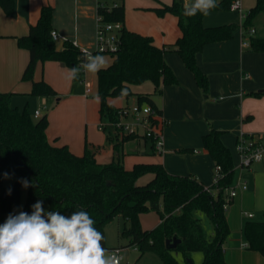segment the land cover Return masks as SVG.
<instances>
[{
    "label": "trees",
    "instance_id": "trees-1",
    "mask_svg": "<svg viewBox=\"0 0 264 264\" xmlns=\"http://www.w3.org/2000/svg\"><path fill=\"white\" fill-rule=\"evenodd\" d=\"M229 3L230 0H221L212 11L228 10ZM0 7L6 15H10L14 1L0 0ZM183 7V0H172L169 5L161 4L153 9L158 16L170 14L177 20L180 36L165 49L155 46L151 37L122 27L118 50L110 55L113 58L111 63L97 73L96 94L101 119H114L117 108L108 104L107 99L127 95L132 86L150 81L160 92L162 86L177 83L163 61L167 50L180 57L202 93H207L208 80L196 65L195 56L207 44L231 39L237 25L204 27L203 15L185 16ZM260 12H264V0H256L247 11L241 24L242 30L250 27L252 17ZM52 15V7H41L36 23L29 27L27 35L17 39L18 47L28 52L21 80L31 83L29 95L33 97L56 96L43 80H33L38 62H60L70 69L80 61V50L72 42L65 40L60 49L55 47L50 36ZM96 15L102 18L103 23L120 22L123 26L124 6L117 4L108 9L98 3ZM249 50L264 52V39L250 36ZM80 79L81 74L75 81ZM262 94L264 92L253 95L259 97ZM13 95L0 92V179L7 172H12L20 178L12 187L25 191L23 207L12 204V212L27 209L31 213V206L38 200L43 201L47 211H60L64 215L84 209L103 234L105 225L119 217L124 221L120 237L127 240L125 247L133 246L140 256L153 252L162 264H181L172 255V252H178L185 264H227L223 257V244L229 234V226L225 215L227 207L224 206H228L231 200L225 201V190L232 182L234 166L219 131L210 128L201 138L203 149L222 173L216 185L204 187L192 177L167 173L160 164L139 163L127 170L119 159L107 164L97 163L87 147L80 157L67 149L52 147L45 135L46 116L34 119L27 105L21 109L11 106ZM135 103L157 109L148 94H137ZM131 138L123 136L113 148L117 150L120 143ZM147 175L151 179L139 185L138 181ZM25 180L30 185L27 188L23 187ZM150 212L157 213L160 222L151 230H143L140 216ZM196 213L205 215L211 222L214 231L212 239L208 238ZM242 235L246 248L264 257V212L260 221L244 223ZM174 239L179 243L175 248L168 249L165 241ZM195 252L203 255L200 263L191 259V254Z\"/></svg>",
    "mask_w": 264,
    "mask_h": 264
},
{
    "label": "crops",
    "instance_id": "crops-1",
    "mask_svg": "<svg viewBox=\"0 0 264 264\" xmlns=\"http://www.w3.org/2000/svg\"><path fill=\"white\" fill-rule=\"evenodd\" d=\"M13 1L14 7L10 15H6L0 7V92L13 93L10 104L20 109L17 99L19 96L31 97L29 95L31 83L21 80L22 72L28 62V52L18 47L17 39L27 35L29 27L38 20L41 7L50 6L53 8L52 31L57 35V38L53 40L55 47L60 49L62 43L68 40L76 47L85 49L88 43L84 37L83 32L86 30L84 27L93 20L94 16L97 19L96 9L99 0H94L95 7L92 0ZM254 1L256 2L252 0L248 4V0H241L242 7L246 5L248 8L246 13L254 6ZM171 2L172 0H148V6L139 9H150L154 12L153 9L161 4L169 5ZM214 11H211L208 16H203L204 27L228 24L239 27L235 22L222 18L220 11ZM126 13L127 10L124 8L125 18ZM213 13H218L220 16H212ZM148 16L150 26L142 30L130 28L126 19L123 21V27L127 31L151 37L158 48L165 49L174 44L180 36L176 18L170 14L158 16L155 12L149 13ZM252 28L255 31L252 37L264 39V37H257L256 29L253 26ZM235 31L231 39L207 44L195 56L196 65L208 80L206 94L202 93L193 74L172 50L164 52L163 61L176 77L177 83L162 86L158 92L150 81H146L151 84V91L139 94L149 95L165 121L164 152L161 155H154L150 141L142 138L123 141L115 150L113 146L120 140H115L110 129L104 132L97 129V125L103 121L99 115V108L94 114L91 107H88L90 96H85L82 80L71 82L66 80V70L69 68L60 62H38L33 80L36 82L43 80L56 93L54 97H38L40 104L34 110L40 109L41 117L46 116L45 135L48 143L52 147L67 149L77 157L82 156L87 147L93 153L97 163L107 164L119 159L127 170L139 163L160 164L171 175L192 177L204 187H210L215 166L201 142L202 136L207 134L210 128L221 133L220 139L228 150L230 138L236 143L240 132L264 134V111H262L264 110V94L259 97L253 95L260 93V90L264 91V52L250 51L249 43L243 46L245 33L242 30L241 35L237 36ZM57 41H61L59 46L56 45ZM87 74H85V80L90 85L92 95L96 93L97 87L92 76L94 75L96 79L97 74L89 73V80ZM133 87L135 86L131 88ZM131 88L128 89L127 95L133 93ZM127 95L116 99H122L125 96L126 101ZM109 99L111 98L107 99V103L114 108L125 105L111 104L108 102ZM257 164H264V162ZM150 179V175L144 176L138 184H145ZM16 190L12 184H0V223H3L12 212L11 205L15 203L18 205L16 200H19V196ZM148 216L153 219V223L146 226L145 218ZM159 222V216L155 212L140 216L143 230H151ZM224 246L225 242L223 257L229 264L228 252ZM244 249L250 251L245 247Z\"/></svg>",
    "mask_w": 264,
    "mask_h": 264
},
{
    "label": "rangeland",
    "instance_id": "rangeland-1",
    "mask_svg": "<svg viewBox=\"0 0 264 264\" xmlns=\"http://www.w3.org/2000/svg\"><path fill=\"white\" fill-rule=\"evenodd\" d=\"M100 2L104 3L107 6H112L114 3L121 4L123 2L124 8L127 10L126 18L124 14V19H126L128 24H130V28H132L133 30H142L147 26H150V19L148 14H154V12H151L152 10L150 9H139L140 7L148 6V0H100ZM250 2H252V0H248V4ZM92 3H94L95 7L96 2L92 0ZM242 9V13L245 14V11L248 8L246 7V5H243ZM220 13H222V18L230 22H235L239 25L235 33L237 36L241 35V24L243 21L241 14L238 12H230L229 10L220 11ZM213 15L219 14L213 13L212 16ZM96 25V18L94 16L93 20L89 21V24L84 27L86 28V30L83 33L88 43V45L85 47V50L89 52L95 51ZM252 26L256 29L257 37H264V12L257 13L254 17H252L250 21V27L252 28ZM250 27H248L246 30L243 29V33L249 30ZM244 35V41L249 43L250 36L246 32ZM60 43L61 41H57L56 45L59 46ZM103 55L107 59V63L110 64V54ZM87 78L89 80V73L87 74ZM92 78L95 80V85L97 86V77L95 79V76L93 75ZM150 87V83H142V85H138L131 88V92L133 93H131V95L126 96V101L124 99V96L122 97V99H116L117 97H110L111 99H109L108 102L114 105L125 104L126 106H131L135 103L134 99L136 95L139 93L150 92ZM97 98L98 97L96 93H93L88 98V107H91L92 113L94 114L99 108V100ZM17 100L20 109L25 103H27V107L30 113L33 112L40 104V99L38 97L31 96L26 98L19 96ZM102 121V123H104L103 119ZM229 150L231 151L234 163V173L232 176V182L229 186V190L235 188L236 196L231 200L225 212L229 225V234L226 238L224 246L226 251L228 252V262L229 264H264V257H262L259 253L255 251H246L244 248H242V245H245V241L242 235L243 224L246 221H260L262 219V212H264V164L255 163L252 164L249 168L241 167L238 155L235 150L234 140L231 138ZM214 174L215 171L213 173V177ZM18 180H20V178L17 175L12 172H7L1 178L0 184L5 185L8 183L13 185ZM243 185H245V188H243ZM16 193L19 196V200L16 201L19 207L21 208L25 203V191L16 190ZM43 207L45 210H47V207L44 203ZM22 210L25 212H29L27 209ZM244 214H250L252 215V218L247 219ZM195 216L199 218L202 226L204 227L207 233L208 238L212 239L214 231L209 219L201 213H196ZM145 219L146 226H149L153 223V219L151 217L149 218L148 216V218L146 217ZM123 227L124 221L119 217L113 218L104 227V245L109 250L115 248L120 249V256L122 257L121 264H162L159 257L153 252H145L139 257L140 254L138 253L137 249L133 248V246L125 247V245L127 244V240L125 238L120 237V232L122 231ZM172 255L181 264H185L178 252H172ZM191 259L195 263H200L203 260V255L199 252H195L191 254Z\"/></svg>",
    "mask_w": 264,
    "mask_h": 264
},
{
    "label": "clouds",
    "instance_id": "clouds-1",
    "mask_svg": "<svg viewBox=\"0 0 264 264\" xmlns=\"http://www.w3.org/2000/svg\"><path fill=\"white\" fill-rule=\"evenodd\" d=\"M217 6L218 0H184L183 15L208 16ZM107 67L104 55L85 51L65 79L75 81L81 71L97 74ZM29 186L25 180L23 187ZM31 208V213L10 212L0 223V264H121L122 257L104 247V234L88 211H47L42 200Z\"/></svg>",
    "mask_w": 264,
    "mask_h": 264
},
{
    "label": "built area",
    "instance_id": "built-area-1",
    "mask_svg": "<svg viewBox=\"0 0 264 264\" xmlns=\"http://www.w3.org/2000/svg\"><path fill=\"white\" fill-rule=\"evenodd\" d=\"M110 9L111 7L117 5L114 3L112 6H107L104 3L98 2ZM242 2L241 0H230L229 10L238 12L241 14L242 19H245V14L242 13ZM97 29H96V42L95 51L90 52L92 54H110L116 53L119 47V33L122 29V24L120 22L116 23H103L102 18L97 16ZM249 36H253L254 29L249 28L245 31ZM244 32V33H245ZM52 40L57 38L54 31L50 32ZM243 46L248 45L247 42L242 43ZM75 46V45H74ZM80 61L77 65L82 63L83 53L87 50L80 49ZM89 52V51H87ZM81 80L84 85L85 96H90V85L85 80L86 72L81 71ZM41 117L40 109H37L33 113L34 119H39ZM104 123H99L97 129L101 132L110 129L111 135L120 140L123 136H131L133 138H142L150 141L152 144V150L154 155H161L164 152V135L163 128L165 126V121L161 116V113L146 104L134 103L131 106H121L115 111V117L113 120L107 118L104 119ZM235 150L239 158V163L241 167L249 168L252 164L264 162V134H245L240 132L235 143ZM215 174L213 177V185H216L218 181L222 178L221 169L219 166L214 168ZM245 188V185H243ZM229 191V192H228ZM228 192V193H227ZM225 201L228 202L236 196L235 188L225 190ZM224 207H227L225 205ZM247 218H252L250 214H244ZM246 248L247 245H242ZM134 248V247H133ZM135 249V248H134ZM114 251L120 256V249L115 248ZM121 257V256H120ZM122 261V260H121Z\"/></svg>",
    "mask_w": 264,
    "mask_h": 264
},
{
    "label": "water",
    "instance_id": "water-1",
    "mask_svg": "<svg viewBox=\"0 0 264 264\" xmlns=\"http://www.w3.org/2000/svg\"><path fill=\"white\" fill-rule=\"evenodd\" d=\"M261 92H264V91L260 90V93H261ZM177 243H179V240H176V239H174V240H172V241H169V240H166V241H165V245H166V247H167L168 249H173V248H175V246H176Z\"/></svg>",
    "mask_w": 264,
    "mask_h": 264
}]
</instances>
